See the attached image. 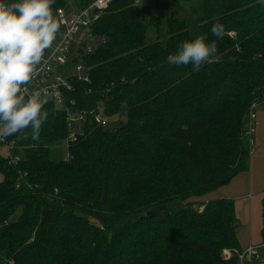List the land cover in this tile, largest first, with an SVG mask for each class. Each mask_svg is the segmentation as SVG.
<instances>
[{
  "label": "trees",
  "instance_id": "obj_1",
  "mask_svg": "<svg viewBox=\"0 0 264 264\" xmlns=\"http://www.w3.org/2000/svg\"><path fill=\"white\" fill-rule=\"evenodd\" d=\"M91 1L55 0L53 12ZM140 5L103 11L94 52L81 57L91 82L72 80L78 109L121 124L89 115L66 146V115L46 104L38 139L8 137L20 161L0 154V264H240L236 202L210 196L249 170L247 125L264 107V0H203L199 35L216 39L221 23L225 36L220 58L198 71L167 61L195 38L187 21L170 17L166 43L149 44ZM149 23L160 31V18ZM175 202L177 213L148 216Z\"/></svg>",
  "mask_w": 264,
  "mask_h": 264
},
{
  "label": "clouds",
  "instance_id": "obj_2",
  "mask_svg": "<svg viewBox=\"0 0 264 264\" xmlns=\"http://www.w3.org/2000/svg\"><path fill=\"white\" fill-rule=\"evenodd\" d=\"M54 5L55 0H0V140L20 137L27 130L38 139L48 119L43 109L51 94L44 89L28 92L27 86L59 34ZM211 33L216 39L208 41L201 34L182 42L168 55V63L192 64L198 71L218 60L217 41L224 38L225 26L215 23Z\"/></svg>",
  "mask_w": 264,
  "mask_h": 264
},
{
  "label": "built area",
  "instance_id": "obj_3",
  "mask_svg": "<svg viewBox=\"0 0 264 264\" xmlns=\"http://www.w3.org/2000/svg\"><path fill=\"white\" fill-rule=\"evenodd\" d=\"M114 0H92L85 8L68 13L59 9L57 20L60 31L57 39L50 49L46 50L45 57L33 75L32 81L27 86V91L47 90L51 94L48 104L66 115L69 135L64 143L66 146L77 142L84 135L83 125L88 122L89 115L94 117V122L102 127L109 128L111 123L94 111L87 112L77 108L73 98L76 88L72 80L89 84L91 82L90 69L81 61V57L92 54L97 42L92 28L101 19L103 11ZM144 0H135L141 4ZM231 36H234L232 33ZM83 52V54H81ZM80 59L78 64L74 61ZM27 95V93H25ZM256 114L251 113L247 128L250 135H254L253 125ZM0 147L8 148L7 154H1L10 159L12 164H17L19 157L13 156L14 143L9 144L8 138L0 140ZM240 264L264 261V243L259 246H249L239 254Z\"/></svg>",
  "mask_w": 264,
  "mask_h": 264
},
{
  "label": "rangeland",
  "instance_id": "obj_4",
  "mask_svg": "<svg viewBox=\"0 0 264 264\" xmlns=\"http://www.w3.org/2000/svg\"><path fill=\"white\" fill-rule=\"evenodd\" d=\"M140 7L144 13L145 24L148 26L147 42L149 44H153L157 41H160L162 44L166 43L168 38L167 20L172 16L187 21L189 25V33L191 36L196 37L199 35V20L204 16L203 0H193L188 3L179 0H144L141 3ZM71 11L72 9L67 10L68 13H71ZM152 16L160 18L161 28L159 32L155 27L151 26L149 23V20ZM253 113L259 115L257 120L259 125L257 124L255 125L256 119L253 123L256 134H254L253 136L251 157L255 162V165L252 176L246 177L247 178L246 180L248 182V185L246 187L248 193H245L246 196L244 199L250 201L251 203L249 214L247 215L246 220H248V222H250L255 227H257V224H261L263 231L264 189H262V186L264 188V163H263L264 162V124L262 125L261 120H262V115L264 113V107L261 106L256 108L255 112ZM118 118L117 121L111 122L112 124H114L113 128H116V126L121 124V121L123 120L124 117L121 115L120 119ZM7 150H8L7 147L6 148L0 147V154H7ZM60 150L62 151V155L65 156L66 153L65 145L61 146ZM249 168H250V162H249ZM2 180L3 177L0 174V181ZM259 186L261 187V190H259ZM182 208H183V204L179 202H175L169 206V211L171 214H175ZM241 214L242 215L240 218L238 216L239 228L244 223L243 213ZM259 234L261 237L262 235L260 230H259ZM261 264H264V261L261 262Z\"/></svg>",
  "mask_w": 264,
  "mask_h": 264
},
{
  "label": "crops",
  "instance_id": "obj_5",
  "mask_svg": "<svg viewBox=\"0 0 264 264\" xmlns=\"http://www.w3.org/2000/svg\"><path fill=\"white\" fill-rule=\"evenodd\" d=\"M258 116L259 115H256L255 125L256 124L259 125L257 122ZM261 123L262 125L264 124V113L262 115ZM254 134H256V131ZM254 165H255V162L253 161L251 157L250 168L248 172L238 176L236 179H234V181L230 185L224 188H221L220 190L216 192V194H212L210 196V197L213 196L217 198L233 199L236 202L237 216H239L240 218L242 215L241 213H243L244 223L239 228V236H238L241 242V245H242V249H245L246 247L251 246V245L258 246L263 242V238H261L262 236L260 237V234H259V230H260L261 235H262V225L257 224V227H255L250 222H248V220H246V217L249 214L250 205H251L250 201H247L246 199H244L246 196L245 193H248V190L246 188L248 185L246 177L252 176V173L254 171ZM262 189H264L263 186H262ZM259 190H261L260 186H259ZM263 198H264V195H263Z\"/></svg>",
  "mask_w": 264,
  "mask_h": 264
},
{
  "label": "water",
  "instance_id": "obj_6",
  "mask_svg": "<svg viewBox=\"0 0 264 264\" xmlns=\"http://www.w3.org/2000/svg\"><path fill=\"white\" fill-rule=\"evenodd\" d=\"M103 205H105V199L103 200ZM168 214H170V211L166 205L155 207L148 212V216L150 217H162Z\"/></svg>",
  "mask_w": 264,
  "mask_h": 264
}]
</instances>
